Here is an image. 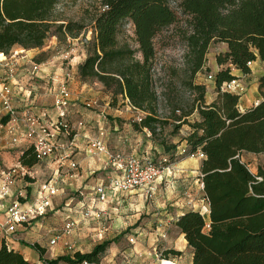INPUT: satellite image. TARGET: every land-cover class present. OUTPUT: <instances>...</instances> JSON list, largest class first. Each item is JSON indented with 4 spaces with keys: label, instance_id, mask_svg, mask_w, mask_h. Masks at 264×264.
<instances>
[{
    "label": "trees",
    "instance_id": "1",
    "mask_svg": "<svg viewBox=\"0 0 264 264\" xmlns=\"http://www.w3.org/2000/svg\"><path fill=\"white\" fill-rule=\"evenodd\" d=\"M58 1L0 0V53L15 46L39 49L51 36L57 41L77 38L83 24L53 19ZM176 10L187 16L188 27L183 31L189 72L186 84L194 96L165 117L157 112L153 40L176 22ZM91 22L92 38L87 41L86 56L77 65L79 79L102 84L112 104L119 96L144 113L139 122L133 121V127L148 130L152 140L168 153L161 158L165 166L175 159L182 140L185 154L204 155L200 173L208 213L188 210L174 221L192 249V264H264V166L259 165L253 173L241 160L243 153H264V75L258 78L259 102L243 111L238 108L239 95L220 90L223 82L236 78L232 68L246 74L249 62L264 60V0H101ZM127 23L132 26L136 47L120 41ZM213 42L225 43L227 48L215 54L219 66L214 74L216 97L206 103L205 85L194 83L193 78L209 70L206 54ZM185 124L188 133L172 141L171 136ZM166 125L171 126L169 131ZM40 162L32 145L19 157L20 165L27 169ZM24 180L33 182L34 178L25 175ZM25 189L30 196V188ZM111 242L102 241L89 252L41 258L33 264H100ZM31 246L42 256L38 244ZM180 254L172 248L163 251L166 259ZM0 264L32 263L2 241Z\"/></svg>",
    "mask_w": 264,
    "mask_h": 264
},
{
    "label": "crops",
    "instance_id": "2",
    "mask_svg": "<svg viewBox=\"0 0 264 264\" xmlns=\"http://www.w3.org/2000/svg\"><path fill=\"white\" fill-rule=\"evenodd\" d=\"M51 37L48 44L39 49L20 47L6 56L7 62L14 60L16 63L14 77L8 79L7 82L13 87V104L17 115L20 116L24 109H30L31 113L41 119H54L56 113L53 100L57 87L63 80L64 71L71 69V76L67 78L71 93L67 119L73 127V134L58 135L56 139L62 147L56 148L50 156L30 168L31 177L34 178L33 182H25V177L21 175L23 169L19 163V157L23 149L29 145L28 142L21 139L17 143H12L4 127L7 117L3 115L0 117V173L12 169L11 193H16L21 187L28 186L31 197L42 181L53 177L58 181L59 190L52 198V207L48 213L44 217L32 219L17 226L13 233H7L4 229L5 210L11 198L6 197L0 200V245L2 241H5L8 247L19 251L32 264L40 263L41 258L54 259L68 254L63 246L65 241L73 243L75 251L89 252L94 245L111 240L121 230L133 226L139 217V213L132 214L131 212H139L145 198L139 192L134 191L121 194L118 199L98 203L97 209L103 210L104 218L93 216L89 219H80L83 208L81 204L83 201H88L87 196L92 188L95 185L106 183L116 174L108 156L88 146V138L102 134L108 152L112 154L129 153L145 159H161L168 156V153H165L162 147L152 140L148 130L145 128L137 130L133 127L132 123L139 111L133 109L126 99H117L116 105L112 104L111 95L102 84L79 79L77 65L84 59V53L73 57L71 68H67L66 65L64 67L57 58L41 61L37 77H28L29 61H34L32 54L45 51L54 45L56 38ZM226 48V44L222 43L220 50L223 52ZM70 51L75 54L73 48ZM1 55L2 53H0V58ZM213 57L207 61L211 72L219 69L215 54ZM7 62L0 61V81L5 78ZM249 68L250 72L246 74L232 68V74L240 78L245 85V91L238 100V108L241 111L259 102L258 78L264 75V60L252 61ZM205 87V102L210 103L216 97L214 83L211 85V90ZM87 103L90 107L86 106ZM188 131L189 126L183 125L178 134L171 136V140L178 141ZM181 148H185L184 140L176 148L175 159L167 165L168 172L163 171L162 176L153 184V193L157 194V197L152 200L153 207L164 208L167 205L171 209L156 212V214L163 215L156 217L155 228L148 234L152 242H156L157 245L166 244L167 249L172 248L181 252L179 256H174L171 260L162 259L160 264H192V249L186 245L183 234L175 227L174 221L188 210L208 213V204L200 185L202 158L181 154L179 153ZM63 153H68L69 157L65 158ZM262 154L264 153H243L241 160L247 163L250 157ZM70 161H74L77 166L71 168ZM161 184L166 188H163ZM69 218L79 220L77 227L69 235L59 239L55 245H51L49 240L60 232L63 222ZM169 227L177 230L183 241L181 247H175L173 238L167 232ZM33 243L43 249L42 256L32 248ZM107 261L110 262V259ZM121 262H124V259ZM126 262L130 263L134 260L127 259ZM155 264L158 262L156 261Z\"/></svg>",
    "mask_w": 264,
    "mask_h": 264
},
{
    "label": "built area",
    "instance_id": "3",
    "mask_svg": "<svg viewBox=\"0 0 264 264\" xmlns=\"http://www.w3.org/2000/svg\"><path fill=\"white\" fill-rule=\"evenodd\" d=\"M0 61H6V56L2 53ZM250 65V62L248 63ZM6 75L0 81V116H6L7 120L4 123L5 131L11 139L12 143H17L21 139L32 145L40 161L50 156L56 148L62 147L57 142L56 137L61 133L70 135L73 132V127L70 125L67 116L69 114L71 93L67 84V80H62L58 87L53 100V108L56 113L54 119H41L31 113L30 109H24L22 116L17 115L16 108L13 104V87L7 82L8 79L14 77L16 63L14 60L7 62ZM69 68V65H66ZM40 70V63L33 60L29 61L27 75L29 78L37 77ZM207 78L212 79L213 75L209 73ZM221 91H226L236 95H242L245 91L243 81L236 77L229 81L223 82L220 85ZM130 105V104H129ZM90 107V104H86ZM133 107V106H131ZM133 109H136L133 107ZM139 111L138 109H136ZM143 113V112H142ZM139 112L135 120L139 122L144 115ZM45 115V114H44ZM80 125V123H79ZM88 146L98 153H104L108 156L111 166L116 171V174L109 178L106 183L95 185L92 191L87 196V202L81 204L80 219H89L93 216L96 218H104L103 210L97 209L98 203L109 202L118 199L121 194L132 193L137 191L144 198L151 197L154 192L153 184L160 177V174L167 167H162L160 164L151 159L140 158L129 153L108 152L105 140L102 134L97 137L87 139ZM64 148V147H63ZM179 153H186V148L179 149ZM65 158L69 157L68 153H63ZM190 157L203 158L201 152L191 153ZM69 166L75 168L77 165L74 161H70ZM23 169L22 176H32L30 169L21 166ZM0 200L10 197L11 200L5 210L4 229L7 233H13L16 227L27 223L32 219L44 217L52 207V198L57 194L59 187L56 178H50L42 181L36 192L30 197L27 195L25 186L21 187L16 193H11V175L12 169L2 171L0 173ZM26 182V181H25ZM202 187V182L200 183ZM85 202V203H84ZM201 210V209H200ZM202 213V211H200ZM79 220L69 218L65 220L61 226L59 233L54 235L49 240L51 245H55L63 236L69 235L78 225ZM102 232V230H101ZM100 235V233H98ZM99 238V236H97ZM128 240L134 242L135 238L129 236ZM64 250L71 255L75 249L73 243L65 241ZM47 264V263H45ZM76 264H88L86 261H81Z\"/></svg>",
    "mask_w": 264,
    "mask_h": 264
},
{
    "label": "rangeland",
    "instance_id": "4",
    "mask_svg": "<svg viewBox=\"0 0 264 264\" xmlns=\"http://www.w3.org/2000/svg\"><path fill=\"white\" fill-rule=\"evenodd\" d=\"M171 5L174 6V3H171ZM100 7L101 0H59L52 13L53 19L79 22L84 25V29L77 38L67 36L64 40L57 41L56 39L55 44L45 51L35 52V54H32L34 61H46L48 59L57 58L64 67L65 65H69V68H71L70 65L73 63L74 56H81V53H84L86 56V44L87 41L92 38L91 17L95 10ZM176 15V22L163 29L153 40L155 55L152 65V78L153 86L157 94V112L159 115L165 117L169 116L173 108L184 105L194 96V92L191 91L186 84L187 80H189V72L188 66L186 65V47L183 39V31L188 27L186 24L187 16L177 10ZM123 29L124 34L119 37L120 41H126L131 47H136L137 45L134 41L131 24H125ZM51 38L52 37H49L46 40L45 45L48 44ZM221 47V42L211 43L206 54L207 61L214 58V54L220 52ZM19 48L20 47L15 46L4 55L9 56L12 50ZM71 48L74 49L75 54L70 51ZM70 72L71 69H67L66 72L64 71L62 79L67 80V78L71 76ZM215 72H211L210 68L209 70H202L194 76L193 82L203 84L208 87L207 89L211 90V85L214 83ZM209 73L213 75L212 79L207 78ZM117 99L121 98L118 96ZM120 105H122V103ZM139 112L142 113L140 110ZM176 113L179 112L177 111ZM188 118L192 119L193 115ZM170 128V125L165 126L166 131H169ZM153 160L158 164L160 163L161 168L167 167V165L165 166L164 163L161 162V159L154 158ZM247 165L249 169L255 173L259 165L264 166V154L250 157ZM163 171H165V173L168 172L166 169ZM161 176L162 173L160 174V177ZM162 187L166 188L163 185ZM156 197L157 194L153 193L151 197L145 198L142 201L143 206H141L139 212H131L132 214L139 213L136 223L133 226L121 230L113 239L111 238L113 242L107 247L100 264H155L156 261L160 264L162 259H166L163 256V251L167 249V245H157L156 242H152L148 234L155 228L156 217L163 215L156 214V212L159 210L161 212L165 209H171V207L167 205L164 206V208L160 206L159 208L153 207L154 203L152 200ZM167 232L169 233L168 235L173 238L175 247H181L183 241L181 237H179L177 230L173 227H169ZM129 236H133L135 241L130 242L127 238ZM184 252L187 254L185 249ZM171 258H173V256H169L167 259L171 260ZM106 259H110V262ZM123 259L124 262H121ZM127 259H133L134 262L128 263L126 262ZM61 264L65 263L61 262Z\"/></svg>",
    "mask_w": 264,
    "mask_h": 264
}]
</instances>
